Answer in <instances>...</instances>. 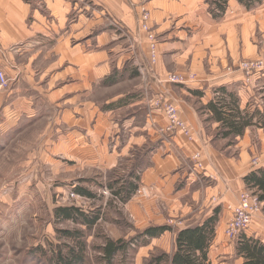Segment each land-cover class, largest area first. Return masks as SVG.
<instances>
[{
    "label": "crops",
    "instance_id": "0c3cea01",
    "mask_svg": "<svg viewBox=\"0 0 264 264\" xmlns=\"http://www.w3.org/2000/svg\"><path fill=\"white\" fill-rule=\"evenodd\" d=\"M140 2L141 0H0V47L6 51L0 57V69L14 81L12 89L0 94V137L3 136L7 143V136L22 131L33 118H38L43 108L42 115L52 119L49 132L51 136L55 132L58 136L67 128L68 137L73 140L83 137L84 158L87 160L95 157L92 155L89 158L87 152L92 145L89 140L97 137L99 145L103 146L99 163L110 166L113 158L110 160L109 157H114L115 154L111 146L115 140L112 139L119 133V125L103 111L105 109L86 98L91 96L96 86L104 85L110 79L118 78L124 82L132 76L140 77L138 64H142L147 72L143 89L150 90L152 95L154 92L155 95L163 94L174 102L197 137L196 140H191L182 133H177L173 139L163 137L161 146L166 157L157 156L159 160H155V169L148 172L147 176L143 175V184L173 197L177 202L175 207H178L181 203L179 201L188 196L191 185L186 191L175 189L176 180L181 176L175 170L193 152L203 154L204 176L215 181V190L213 188L208 193L211 194V199L216 196L218 198L213 203L214 207L201 210L190 225L180 228L181 230L205 223L213 217L215 210H223L225 216L230 200L235 198L230 193L237 187L239 191L245 188L243 179L246 175L242 176L237 185L236 181L230 179L233 175L227 176L225 173H228L229 165L220 159L222 157L213 147L205 145L209 132L190 99L196 98L204 107L216 97L218 89L226 88L240 95L242 105L248 103L251 88L245 86L244 74L236 66L242 60L255 58L264 52V2L248 9L244 4L231 0L223 13L225 15L218 18L213 16L205 0H152L147 8L151 12L150 26L161 38L158 62L155 66H150L148 48L144 44L139 49L138 64L135 63L137 66L131 68L133 64L126 66L132 56L127 51L128 44L118 42L124 39L121 33L126 34L128 40L137 35L145 40L146 34L140 30L139 25ZM21 44L26 46L19 54L11 51L12 46ZM117 48L119 52L116 51ZM43 65L45 68L41 74L44 78L46 74H50L46 82L49 84L47 88L52 89L49 93L43 91L44 88L36 80L35 68ZM228 66H235V70L227 72ZM185 67H191L198 74L196 81L186 85H168L157 81ZM60 81H64L63 84ZM69 90L73 94L67 96ZM131 97L134 98L135 95ZM83 99L82 106H77ZM65 102L71 105L61 107ZM203 107L202 110L211 118V114ZM147 117L148 115L143 116L142 123L136 124L134 129L140 135H144L140 131L146 132L147 138L153 142L158 134L147 122ZM135 118L139 116L135 114L123 121L124 127L132 126ZM79 120L81 121L78 122ZM155 123L166 127L168 119L165 115L158 114ZM78 125L82 128L78 129ZM134 129L131 130L133 135ZM111 140L114 142L111 143ZM5 143L0 144L1 150ZM236 206L237 204L233 207ZM145 216L147 224H150L148 215ZM221 225L220 218L216 235L219 234ZM175 238L174 235V241L166 248V253L174 252ZM155 240L154 238L153 241ZM219 247L221 244L215 240L209 253L211 264L214 261L211 255Z\"/></svg>",
    "mask_w": 264,
    "mask_h": 264
},
{
    "label": "rangeland",
    "instance_id": "374dc122",
    "mask_svg": "<svg viewBox=\"0 0 264 264\" xmlns=\"http://www.w3.org/2000/svg\"><path fill=\"white\" fill-rule=\"evenodd\" d=\"M144 8L146 9L147 5L141 6L140 2L139 25L140 30L146 34L145 40L138 35L132 40H128L126 34L121 33L123 35L121 37L127 38L128 42L126 39L118 42L128 44L127 51L132 54L131 60L126 63L127 67L131 64H133L131 68L137 66L135 63L138 64L139 49L144 44L148 48L150 66H155L158 62L161 38L150 26V10L147 11L148 20H144V25L146 24L148 30L144 29L143 19L146 17ZM224 15L223 13L219 14L218 18ZM151 35L154 36L153 40L150 39ZM25 46L24 44L14 45L10 49L13 53L19 54ZM116 51L119 52L118 48ZM5 52L0 47V57ZM262 55L264 52L255 58L244 59L241 63L256 61ZM44 68V65L35 68L36 80L44 88L43 91L49 93L52 89L47 88L49 84L46 82L49 80L50 74H46V78H44V75L41 74ZM138 69L140 77L137 78V75L129 74L132 78L127 81L123 80L124 82L118 78L110 79L104 85L96 86L92 90L91 96L86 98L99 108L105 109L103 111H106L111 120L119 125L120 131L112 139L115 142L111 140V143H114L110 144L113 147L112 152L115 153L114 157H109L110 160L113 158L110 166L99 163L103 146L99 145L97 137H92L89 140V142L92 141V145L87 153H89V158L92 155L95 156L91 158V160L93 159L91 161L84 158L86 154L83 149V143H85L83 137L73 140L68 137L67 128H64L58 136L56 132L51 136L49 132L51 124H53L52 119L46 117L45 114L42 115L43 108H41L38 118H33L22 131L13 136H7V143L3 140V136L0 137V144L5 143L3 150L0 148V264H54L56 251L62 249L66 252L69 247L77 248V242L73 235L69 237L65 232H81L83 234L82 240L87 246L84 264H107L104 260L103 247L108 239L127 243L130 248L126 252H121L114 264H157L153 263L154 258L165 253L166 248L172 245L177 230L189 226L191 220H194L195 215L199 214L201 210L214 207L213 203H216L218 198L216 196L211 199V194L208 193L213 188L215 190L213 183L215 181L204 176L205 163L201 152H193L191 156L182 160L177 169L175 168V172L177 171L181 175L176 180L175 189L186 191L191 185L188 196L179 201L181 203L178 207H175L177 202L173 200V197L166 196L163 191L157 190L155 187L143 184V175L145 177L148 172L155 169L156 161L159 160L157 156L164 155L161 146L163 137L169 136L173 139L177 133H182L191 140H196L197 137L193 127L187 120H184L181 110L174 102L168 100L163 94L155 95L154 92L152 95L150 90L143 89L147 72L142 64H138ZM236 69L242 71L246 80V74L240 65L236 66ZM234 70L235 66L226 68L227 72ZM0 71L6 74L3 69ZM263 72L264 69H261L250 84L245 82V86L251 88L248 103L252 109L258 108L261 111L264 110ZM197 75L191 67H185L175 70L166 78L157 79V81L168 85L174 84L173 79H170L171 76H174L185 80L179 85H186L196 81ZM7 77L11 80V85L8 89L0 91V94L12 89L14 81L8 75ZM63 82L60 81V84ZM61 91L64 92V90ZM137 92L139 93L136 94ZM71 94H73L72 90L66 93L67 96ZM131 95H135L132 98L131 106L128 104L119 107L116 111L106 109L108 105L116 103L123 97L128 99ZM160 98L172 102L177 109V120L187 131L180 129L177 132L168 133L163 130L168 129L169 122L166 127L156 125L155 119L158 114L166 116L163 109L154 107L155 103L161 100ZM190 100L209 132L205 145L213 147L222 157L220 159L229 165V171L225 173L228 174L227 176L233 175L231 180L236 181L238 185L242 176L247 175L250 171L264 168V128H249L243 137L237 139H218L217 127L219 124L210 121V116L202 110L203 104L199 103L196 98ZM83 101L84 99L77 103V106H82ZM69 105L71 104L65 102L61 107H69ZM73 105L75 104L73 103ZM246 105L243 103V108ZM135 114L139 118L132 120L134 124L124 127L123 121H127V118ZM146 115H148L147 122L158 134L153 142L147 138L146 132L140 131L141 134H144L140 135L134 129L136 124L142 123L143 116L146 117ZM79 128L82 127L78 125ZM132 129H134L135 135L131 132ZM201 166H203L202 170L199 169ZM131 174L140 176V180L137 182L130 177ZM131 182L138 186L137 192L131 199L124 202L121 196L116 197L115 192L120 188H127ZM76 188H84L91 192L94 195L93 198L78 195L74 192ZM237 188L230 193L235 198L230 200L231 204L226 208L225 216L223 210L219 211V221L221 218L222 225L220 231H217L219 234L216 235L218 238L215 240L221 244V247L211 255L214 258L213 264H242L236 251L239 238L242 236L258 238L264 242V203L259 202L257 196L246 185L242 191ZM244 192L249 195L252 202H255L257 211L251 225L237 233V230L235 232L231 230V222ZM125 196L127 193L123 194V197ZM192 196L194 197L192 198ZM236 204L237 206L233 207ZM63 207H76L89 217L98 215L100 218L94 226L88 228L87 225L81 224V221L77 223L71 219L58 218L57 211ZM188 208L191 209L184 212ZM145 215H148L150 224H147ZM166 225L171 226L174 230L155 238V241H153L154 238L138 237L151 226Z\"/></svg>",
    "mask_w": 264,
    "mask_h": 264
},
{
    "label": "trees",
    "instance_id": "16d2710c",
    "mask_svg": "<svg viewBox=\"0 0 264 264\" xmlns=\"http://www.w3.org/2000/svg\"><path fill=\"white\" fill-rule=\"evenodd\" d=\"M209 5L213 16H217L226 11L231 0H205ZM252 8L264 0H235ZM219 11V13H217ZM136 73V72H135ZM134 73V74H135ZM264 74V72H263ZM216 97L206 106L204 110L211 114L210 121L219 124L217 127L218 139L231 140L241 138L246 131L252 127L264 128V110L252 109L248 103L245 108L242 106L241 98L235 91L226 88L217 90ZM133 97L124 98L115 104L106 107L107 110H116L131 103ZM131 178L140 180V176L131 174ZM246 187L257 196L259 202L264 203V168L251 171L244 177ZM123 190H125L123 192ZM138 190L135 183L128 184L127 188H120L115 192L116 197H122L124 202H128L133 194ZM75 193L87 198H93V194L84 188H76ZM127 196L123 197V194ZM58 218L71 219L87 225L88 228L94 226L100 216L89 217L76 207H63L57 211ZM219 223V210H215L213 217L205 223L177 230L175 239V250L173 253H162L154 258L153 263L163 264H211L209 253L216 238L217 224ZM171 226H151L138 237L157 238L167 232H172ZM69 237L73 235L77 242V248L69 247L66 252L62 249L55 252L54 264H84L86 259V249L83 234L81 232H65ZM132 243V242H130ZM129 244L108 239L103 247L104 260L107 264H114V261L121 252L128 251ZM237 256L242 260V264H264V242L258 238H248L242 236L237 244Z\"/></svg>",
    "mask_w": 264,
    "mask_h": 264
},
{
    "label": "built area",
    "instance_id": "2783aa9c",
    "mask_svg": "<svg viewBox=\"0 0 264 264\" xmlns=\"http://www.w3.org/2000/svg\"><path fill=\"white\" fill-rule=\"evenodd\" d=\"M151 1L152 0H141V6L142 5L146 6ZM143 11L146 14V17L144 14L145 18L143 19V25H144V20L145 19L148 20V15H147L148 9L144 8ZM143 25H142V28H143ZM144 29L148 30V27L146 26V24L144 25ZM150 39L153 40L154 36L151 35ZM240 68L246 74L245 82L247 84H250L251 81L253 80V77L257 73H259L261 69H264V55L259 57L256 61L242 62L240 64ZM170 79H173L174 84H182L185 81L182 78H178V77H174V76H171ZM10 85H11V80L7 77V75L4 72L0 71V91H4V90L8 89ZM160 99H161L160 101L155 103L154 107L161 108L165 111L166 116H167L168 121H169V125H170L167 130H163V131L168 132V133H170L172 131L177 132V130H180V129L187 131V129L183 128V126L180 125L181 123L177 120V109L172 104V102H170L164 98H160ZM202 167L203 166H201L199 169L202 170L203 169ZM256 211H257V205L255 204V202H252L249 198V195L244 192V194H242V197L240 198V205L236 209L234 217L232 218L231 230L233 232H235L237 230V233H239L242 230H245L246 228H248L251 225V223L255 217Z\"/></svg>",
    "mask_w": 264,
    "mask_h": 264
},
{
    "label": "bare ground",
    "instance_id": "6f19581e",
    "mask_svg": "<svg viewBox=\"0 0 264 264\" xmlns=\"http://www.w3.org/2000/svg\"><path fill=\"white\" fill-rule=\"evenodd\" d=\"M168 119V118H167ZM169 122V121H168Z\"/></svg>",
    "mask_w": 264,
    "mask_h": 264
}]
</instances>
